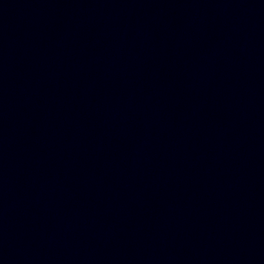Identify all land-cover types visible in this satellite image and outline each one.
Returning <instances> with one entry per match:
<instances>
[{
    "label": "water",
    "instance_id": "obj_1",
    "mask_svg": "<svg viewBox=\"0 0 264 264\" xmlns=\"http://www.w3.org/2000/svg\"><path fill=\"white\" fill-rule=\"evenodd\" d=\"M0 264H264V0H0Z\"/></svg>",
    "mask_w": 264,
    "mask_h": 264
}]
</instances>
